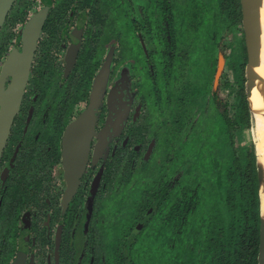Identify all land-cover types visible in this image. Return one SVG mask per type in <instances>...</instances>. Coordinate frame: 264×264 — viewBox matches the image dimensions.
Returning a JSON list of instances; mask_svg holds the SVG:
<instances>
[{"label": "flooded vegetation", "instance_id": "flooded-vegetation-1", "mask_svg": "<svg viewBox=\"0 0 264 264\" xmlns=\"http://www.w3.org/2000/svg\"><path fill=\"white\" fill-rule=\"evenodd\" d=\"M206 1L12 0L0 24V264H131L137 241H176L178 206L192 201L173 198L194 166L179 161V148L195 120L167 79L188 66L193 42L178 30L194 27ZM200 81L192 99L203 109L210 81ZM136 189L137 209L120 219Z\"/></svg>", "mask_w": 264, "mask_h": 264}, {"label": "trees", "instance_id": "trees-1", "mask_svg": "<svg viewBox=\"0 0 264 264\" xmlns=\"http://www.w3.org/2000/svg\"><path fill=\"white\" fill-rule=\"evenodd\" d=\"M213 3L217 9L215 21L219 26V30L225 27V31L230 28H237L242 33L239 0H214ZM218 40L219 38L214 37L211 42L213 48L211 50L212 54L210 53V60L211 63L212 60L214 62L212 64L213 71L216 62L213 52L217 51ZM235 50V53L239 56L238 58H235L234 51L226 55L224 49H222L224 58L228 60L227 67L230 68L235 79L234 85L227 78L222 83L227 100L225 99L223 105L218 103L219 110L211 108L210 111H207L208 114L205 113L207 105L203 109L200 108L201 110H199L205 113V116L202 115V112L197 113L199 118L202 117L201 122L192 121L187 126L188 137L191 135L200 139L194 144L205 148H214L213 151H210L211 153L215 151V155L213 156L209 151H203V162V157H199L202 148H193L192 150H195V152L191 155V143L189 141V150L186 153H183V148H179L182 151L179 153V161L186 159L191 161L192 157L196 159L194 166L191 169L189 168L187 175L184 176L186 179L184 185L195 186L200 183L199 187H202L200 189L205 191L207 196L205 197L204 206L198 210V221L192 223V225L186 224V221L182 220V216L185 218L186 212L192 208L186 205L180 207V204L178 206L179 215L176 233L178 257L175 264H257L259 199L255 150L254 144L249 146L248 151L244 150L246 146L240 140L241 128H239L240 123L249 124L250 118L246 95L242 88L243 68L246 60L243 34L235 40ZM230 98L234 100L231 101ZM237 111H239V115H236ZM181 114L191 115L189 112L183 111L179 112V117H181ZM218 114H220L221 120L217 118ZM184 118L187 120L186 116ZM184 118L180 120H184ZM212 124L217 126L213 127ZM237 141L239 148L236 147ZM186 142L187 140L184 144ZM213 157L216 159L219 157V162L223 163L221 167L212 163L214 162ZM185 163L187 164V162ZM205 167L209 168L210 173H208L207 180H204L203 183L192 173H199V170L201 171ZM184 196L185 199L182 202L188 199V192H185ZM194 199H198L200 202L203 198L193 192L189 200L193 203ZM180 210H182V213ZM157 251V246H151L148 253L151 264L152 261H155ZM160 260L162 264H169L170 262L168 257L163 258L162 255Z\"/></svg>", "mask_w": 264, "mask_h": 264}, {"label": "rangeland", "instance_id": "rangeland-1", "mask_svg": "<svg viewBox=\"0 0 264 264\" xmlns=\"http://www.w3.org/2000/svg\"><path fill=\"white\" fill-rule=\"evenodd\" d=\"M134 4H138V1L134 2ZM206 7H207V10H205L202 13H198V12L192 13L194 20L197 21V23L194 24V27H192L191 29H188V30H185L184 28L182 30H178L179 34H181V38L184 41L187 38L188 40H191L193 42V47L190 48V51L188 54V59H189L188 66L187 65L185 66L181 62H179L178 66H179L180 71L179 72L178 71L172 72L171 78L167 79V80H169V84H171V86H170L171 91L173 90L172 95H174V96L178 95L179 97L182 96L183 99L187 98V99H185L186 108L189 112L191 111V113H192L191 117H193L197 123L201 122L200 120H202V117L199 118L198 114H197L198 112L196 110L192 112V110H193V107H196L198 109L201 108L202 104H200L201 99L199 97H197V99H196L197 102H194L195 99L194 98L192 99V95L197 96L196 92L197 91L199 92V89H201V90L203 89L202 88V81H200L201 78L205 79V80L209 79V81H210V83L208 82L209 87H208V85H206V89H208L207 91L209 92L210 100L212 99V96L214 95V92H215L214 88H216L214 86H213V88H211L214 73H215L214 72L215 70L213 71V66H212V64L214 62L212 60V63H211V60H210V64H209L208 63L209 61H207L208 60L207 56L210 55V53L212 54L211 50L213 48L212 47L213 45L211 44V42L213 41V38L214 37H216V39L219 38V40H218L219 45L220 46L224 45V52H225L224 54L229 55L232 51H234V53L236 52L237 49L235 50V40L238 37L240 38L241 35L243 34V31L241 33L240 29H237V28H230V29H228V31H225L226 27L222 26L225 28L219 30V26H217V22L215 21V19H216L215 13H216L217 9L215 8V4L213 3V0L206 1ZM184 10H186V7L184 8ZM195 14H198L199 16H196ZM121 21H122V19H121ZM121 21L119 23V27L122 26ZM241 29H242V25H241ZM186 32H188V33H186ZM219 48L221 49V47H219ZM172 51H173V54H175V51L174 50H172ZM216 52L217 51L213 52L215 57H217ZM220 52H222V51H220ZM234 56H235V58L239 57L236 53L234 54ZM224 60L225 61H224L223 69H222L223 74L221 77L220 85L217 84V86H221L220 87L221 89L218 93L216 100L213 99L212 102H210L208 100L205 103V105H207L206 110H205L206 114H208L207 111H210L211 108H216L217 110H219L218 109V103L219 104L221 103V105H223V103H225V101L227 100L226 94H225L226 92L223 91V86H222L223 81L227 78V79L232 81V85L235 84V79L233 77V73L231 72L230 68L227 67L228 60L225 58H224ZM244 66H245V63H244ZM147 70H148V68H147ZM156 72L157 71L155 70V72H154L155 75H157ZM243 72H244V68H243ZM210 77H211V79H210ZM175 78H177V79H175ZM218 80H219V78H218ZM218 80H217V83H218ZM197 81H199L200 84H198ZM245 81H246V78H245V74H244L243 75V87H242L244 90V93H245ZM175 85H177L179 87L175 88L176 87ZM237 89H238V82H237ZM237 89H236V91H237ZM188 94H190V95H188ZM233 100L234 99L232 98L231 101H233ZM248 112H249V110H248ZM205 113L202 112V115L205 116ZM238 113H239V111H237L236 115ZM249 115H250L249 124L240 123V125H239L240 126L239 128H241V133H240L241 139L240 140H241V142H243L242 144H244L246 146V148L244 149L246 151L249 150L250 145L254 144V130H253V126H254L253 117L254 116L250 112H249ZM217 118H219V119L221 118L220 114L217 115ZM212 126H213V124H212ZM214 126H217V125L214 124ZM177 135H178L177 137H178V141H179L181 134H177ZM186 140H187L186 144H184L185 142L182 143V144H184L182 147L183 153H186V151L189 150L188 141L191 143L190 150H192L193 148H197V147L202 148L201 155H199V157H203V154H204V153H202L203 151H209L211 153V151L214 150V148L210 149L209 147L205 148V147L199 146L198 144H194L195 142L200 140L196 136L192 137L191 135H189V137ZM238 145H239V143L237 141V145H236L237 148H239ZM214 152L211 153L213 156L215 155ZM197 156H198V154H197ZM202 160L204 162V157L202 158ZM202 160H201V162H202ZM213 160H214V162H212V163L215 166H219V167L222 166L223 163L219 162V157H217V159L213 157ZM195 161H196V159H194V163H195ZM208 173H210V170L208 167L207 168L205 167L204 169H201V171L199 170V173L193 172L192 175L196 176L198 178V180L203 182L204 180H207ZM199 174H201L200 175V176H202L201 178L199 177ZM188 177H190V175H188ZM185 180L186 179L184 178V176L179 175L178 182H177L178 184L176 186V192H175L176 196L173 199L176 201H178V200L180 201L181 199H184L185 192H188V197H187L188 199L192 195L193 192H194V194L196 193L203 198L200 200V202L198 201V199H194L193 203L191 202L190 208H192V209L189 210L187 212V215L185 216V218H183L184 221H186V224L192 225V223H195L196 221H198L197 220L198 219L197 214L199 213L198 210L202 206H204V204L206 202L205 197L207 196V194L205 193V191H202L200 189V188H202V187H199L200 183H198V185H195V186L194 185L185 186L184 185ZM207 184H208V182H207ZM140 195L141 194H140L139 190H137V189H136V192L133 196L131 194L129 195V198L127 199V205L126 206L122 205L121 209L119 210V212H120L119 216H121L120 219H124V220L130 219L131 220V218L129 217V214H127V213L132 209L133 210L137 209V207H138L137 204L139 202L138 199L140 198ZM181 206L182 205H180V207ZM128 208H129V211L127 210ZM125 210L127 213H125ZM176 243H177V241H175V240H165V239L139 240L136 242V247L134 249L140 250V252H139L140 256H139V254L138 255L137 254L132 255V252H131V255H132V256H130L131 257V259H130L131 264H151V260L148 259V257H149L148 253L151 249V246H157V249H158V251L156 252L155 261H152V264H162V262L160 260L161 255L163 256V258H166V257L169 258V261H170L169 264H175V261L178 257V254L176 252ZM162 252H163V254H162Z\"/></svg>", "mask_w": 264, "mask_h": 264}, {"label": "water", "instance_id": "water-1", "mask_svg": "<svg viewBox=\"0 0 264 264\" xmlns=\"http://www.w3.org/2000/svg\"><path fill=\"white\" fill-rule=\"evenodd\" d=\"M12 0H0V24L3 21V18L6 14L7 9L9 8ZM261 5V0H240V10H241V25L243 31V40L244 47L246 52V60L244 66V74H245V95L247 101V107L249 112L252 114L249 105L248 98L251 94L252 88L255 85V81L258 80L261 86L264 89V79L257 74L255 68L259 65L260 62V38H261V29L259 23V7ZM34 17L27 25L25 29V33L27 34V42L28 46H26L25 53L27 57H29L32 49L34 48L35 37L37 31L40 27V17ZM24 64V63H23ZM24 69L26 70L27 63L24 64ZM224 65V58L222 55L219 56L215 81H217L220 76ZM20 72V71H19ZM20 76V75H19ZM17 77L14 80V87L20 89L24 83V71L20 77ZM19 97L15 95L13 99L14 111L16 109L15 105L18 103ZM5 118L7 119L10 112H5ZM10 118V116H9ZM88 116L81 118V123L78 122L76 126L78 129H85L84 124L89 121ZM8 120V119H7ZM91 120V119H90ZM7 122V121H6ZM77 128V127H76ZM91 130V129H90ZM89 133L81 139V146L83 147L81 151L78 149L77 153L80 154L82 165H80V169L84 164V159L86 157V151L84 148L87 146V138ZM85 146V147H84ZM255 148V145H254ZM255 150V149H254ZM79 166V164H78ZM255 167H256V176L258 182V199H259V243H258V255H257V264H264V214L262 213V203H261V189L264 188V170L262 171L257 163V155L255 153ZM74 169V167H73ZM71 172H74L71 170ZM79 173V172H78Z\"/></svg>", "mask_w": 264, "mask_h": 264}, {"label": "bare ground", "instance_id": "bare-ground-1", "mask_svg": "<svg viewBox=\"0 0 264 264\" xmlns=\"http://www.w3.org/2000/svg\"><path fill=\"white\" fill-rule=\"evenodd\" d=\"M259 23L261 29L260 38V62L255 68L259 76L264 79V0H261L259 7ZM248 105L254 119V145L257 155V163L260 169L264 170V89L258 80L252 88L248 98ZM262 213L264 214V188L261 189Z\"/></svg>", "mask_w": 264, "mask_h": 264}]
</instances>
